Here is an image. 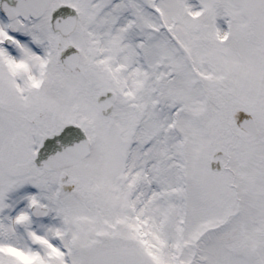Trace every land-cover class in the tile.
Masks as SVG:
<instances>
[{"label":"snow or ice","instance_id":"6c2138e0","mask_svg":"<svg viewBox=\"0 0 264 264\" xmlns=\"http://www.w3.org/2000/svg\"><path fill=\"white\" fill-rule=\"evenodd\" d=\"M0 264H264V0H0Z\"/></svg>","mask_w":264,"mask_h":264}]
</instances>
